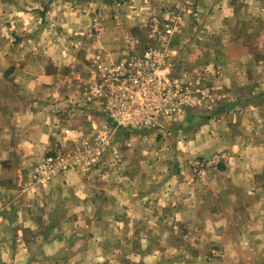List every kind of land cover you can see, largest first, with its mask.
<instances>
[{
    "label": "crops",
    "instance_id": "crops-1",
    "mask_svg": "<svg viewBox=\"0 0 264 264\" xmlns=\"http://www.w3.org/2000/svg\"><path fill=\"white\" fill-rule=\"evenodd\" d=\"M152 16L170 18L166 45ZM257 28L264 0H0V264H264V36L258 54L239 38ZM146 42L165 46L176 80L195 70L211 81L215 69L230 91L246 87L194 124L183 105L128 141L93 85ZM97 131L111 136L99 169L29 184L44 156H68ZM212 247L221 255L209 260Z\"/></svg>",
    "mask_w": 264,
    "mask_h": 264
},
{
    "label": "built area",
    "instance_id": "built-area-1",
    "mask_svg": "<svg viewBox=\"0 0 264 264\" xmlns=\"http://www.w3.org/2000/svg\"><path fill=\"white\" fill-rule=\"evenodd\" d=\"M151 21L150 32L161 33L163 44L166 45L173 26L164 23L161 29L156 16H152ZM167 55L165 46L148 43L140 53H129L102 70L93 89L114 130L142 131L157 128L164 119L185 105L187 91L192 83L176 80L167 74ZM110 144V133L97 131L90 142H85L68 156L46 155L28 169L29 184L33 187L45 186L54 177L70 169L85 172L99 169L98 164ZM111 152V162L117 165L120 156L115 150ZM217 163L218 158L213 156L197 160L192 168L201 175L207 167ZM220 255L218 249L211 248L208 258L214 259Z\"/></svg>",
    "mask_w": 264,
    "mask_h": 264
},
{
    "label": "rangeland",
    "instance_id": "rangeland-1",
    "mask_svg": "<svg viewBox=\"0 0 264 264\" xmlns=\"http://www.w3.org/2000/svg\"><path fill=\"white\" fill-rule=\"evenodd\" d=\"M110 2L111 3L112 2H119V0H110ZM188 5L192 6V4H190V3ZM166 15H170V14L166 13ZM157 19L159 21L158 27H160V28H162L161 26H163V24L165 22L164 20H166V22L170 21V20H168V18L166 16H159V17L157 16ZM187 20H189V19H187ZM149 21L150 22L147 25V29L150 31V29L152 28L151 18ZM239 35H240L239 38H243L244 41L247 43V46L249 47L251 52L258 54L256 48L259 47L258 44H260V40L264 36V33L262 32V30L257 28V30H254L252 32L247 31V32H243ZM240 42H241V39H240ZM147 44H148V42H146V44H144V46ZM256 57H264V54L263 55L258 54ZM204 73H205L204 71L190 70V74L187 75V77H189L192 85L189 87L190 89L187 91V97H186V101H184L185 102L184 104L191 108L190 113H191V115L195 116V121L199 118H204L206 116L211 115L213 113V112L211 113V111H213L214 108L218 106V101L220 104V103H222L223 100H225L224 105L227 107L229 105V102H230V99H228V97L230 96V94H232V91H235V92L237 91L239 93H243V88L246 87V83H244L242 85L240 83L239 85H236V87L233 88L232 91H230V88H227L225 85L223 86L221 84H218V82H216V78L218 76L217 70L212 69V70L208 71V74L210 76L211 81L208 79V77H206L207 75L205 76L206 80H204L202 78ZM252 86L257 87V86H259V83L257 81H255L252 84ZM258 101H261V100H258ZM239 103L243 104L241 101H239ZM257 104H258L257 105L258 111L261 110V112H264V103L258 102ZM263 123H264V120H263ZM140 132H144V130L143 131H128L125 129H119L116 131V134H119L121 137L125 138L126 140L131 141V140H134L135 138L139 137L138 135ZM156 133L157 134L154 135V137L160 143L159 149L160 150H162L163 148L167 149V147H169V145L171 144V141L169 139L166 140V138L169 137L168 134H166L164 136L163 133H159V132H156ZM263 134H264V132H263ZM166 149H163V151H166ZM197 160L201 161L203 159L202 158L196 159L193 162V164ZM217 164L209 166V167H207V169L210 167L213 168V166H216ZM191 170L193 171V173L198 175V173L193 170L192 164H191ZM211 246H214V245H210V247ZM212 248H214V247H212Z\"/></svg>",
    "mask_w": 264,
    "mask_h": 264
},
{
    "label": "trees",
    "instance_id": "trees-1",
    "mask_svg": "<svg viewBox=\"0 0 264 264\" xmlns=\"http://www.w3.org/2000/svg\"><path fill=\"white\" fill-rule=\"evenodd\" d=\"M190 116H191V117H193L194 115H191V113H190L189 117H190ZM204 118H207V116H206V117H204ZM194 121H195V120H194V117H193V119H191V120H190L191 124H193V123H194Z\"/></svg>",
    "mask_w": 264,
    "mask_h": 264
}]
</instances>
